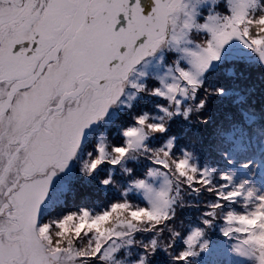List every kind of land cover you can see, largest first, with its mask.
<instances>
[{
    "label": "snow or ice",
    "instance_id": "snow-or-ice-1",
    "mask_svg": "<svg viewBox=\"0 0 264 264\" xmlns=\"http://www.w3.org/2000/svg\"><path fill=\"white\" fill-rule=\"evenodd\" d=\"M0 264H264V0H0Z\"/></svg>",
    "mask_w": 264,
    "mask_h": 264
}]
</instances>
